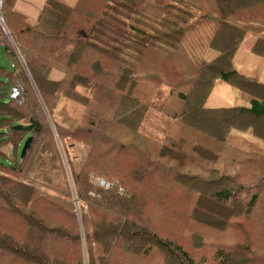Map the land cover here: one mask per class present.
Listing matches in <instances>:
<instances>
[{
  "label": "trees",
  "instance_id": "16d2710c",
  "mask_svg": "<svg viewBox=\"0 0 264 264\" xmlns=\"http://www.w3.org/2000/svg\"><path fill=\"white\" fill-rule=\"evenodd\" d=\"M17 1L0 0V264H264V153L232 141L264 143V83L233 64L249 32L264 56V0H48L36 22ZM220 80L252 106L207 108Z\"/></svg>",
  "mask_w": 264,
  "mask_h": 264
},
{
  "label": "rangeland",
  "instance_id": "374dc122",
  "mask_svg": "<svg viewBox=\"0 0 264 264\" xmlns=\"http://www.w3.org/2000/svg\"><path fill=\"white\" fill-rule=\"evenodd\" d=\"M68 4H74L76 0H62ZM1 10V8H0ZM253 26L248 27V30L252 31ZM261 37L264 39V33H262ZM258 40V37H255L252 32H249V35L246 37L244 40L243 44L241 45L240 49L236 52L234 59H233V64L236 70L247 77H255L257 78L261 83H264V56H258L252 53V48L255 45L256 41ZM202 44V43H200ZM202 45H205L204 42ZM204 52V51H203ZM203 52L196 57L197 60L200 61V58L202 57ZM3 54V51L0 47V59L2 62H0V65L9 66L8 60L5 58ZM212 54H209V52L205 51L203 54V57H207V59L211 58ZM161 63V62H158ZM157 63V65H158ZM167 63V62H166ZM167 65L173 70V66L169 63ZM189 68V67H188ZM188 68L185 67V72L188 73ZM62 78V74L58 71H53L51 75V79L53 80H60ZM165 90V88H164ZM158 100L156 97L154 101ZM253 99L248 95L247 93H244L240 91L239 89L231 86L230 84H227L225 81H217L216 85L210 94L208 100L206 101L205 106L207 108H232V107H246L250 108L252 106ZM56 115L54 117V120L63 127H74V125L78 122V120L81 119L82 115L85 113L84 108H82L80 105L73 103L69 100L66 99H60L59 105L56 109ZM45 115L47 117L48 122L52 126V120L51 117L49 116V113L45 110L44 108ZM52 129L54 133L56 134L55 128L52 126ZM233 137V143L237 144L240 148L245 149L247 152L251 151H257L264 153V143L257 140L250 134H232ZM70 143V142H69ZM82 145H77L74 150H70L69 154L72 158L77 157V161H82L84 158L85 150L82 148ZM61 153L63 154V151L61 150ZM258 159V158H255ZM253 160V159H252ZM254 161V160H253ZM76 163V162H75ZM65 168L68 173V177L70 178V172L69 168L67 166V163H65ZM234 173H236V170L234 168ZM95 180V179H94ZM59 182V181H58ZM145 193L148 198L153 196L154 193H158V188H155L153 190V186L149 182V184H145ZM148 191V193H147ZM49 194L55 195L52 192H49ZM56 196V195H55ZM75 199V198H74ZM149 200V199H148ZM184 202L180 203V206L185 205V199H183ZM150 203V200L148 201ZM264 204V197H263V203ZM76 205L78 206V202H76ZM155 207L152 206V204H149L148 207H146L145 211L149 212L152 211ZM263 209V214L261 212L260 214V220H255L254 218L252 219V226L253 230H255L254 235L259 238V236H262L264 234V205L262 208H259V211ZM168 211V210H166ZM258 211V208H257ZM153 216L150 217V221L154 220ZM255 222V223H254ZM166 223V222H165ZM254 223V224H253ZM263 226V228H262ZM225 232L224 234H226ZM223 235V234H222ZM213 238V237H210ZM222 236L217 234V240H221ZM233 235L227 234L224 239L227 241L223 242H228L230 243L232 241ZM260 239V238H259ZM200 256V255H199ZM120 257H123L124 260H128V262L132 264H138L139 261L136 260V258L132 259L131 257L126 256V254L122 255L120 253Z\"/></svg>",
  "mask_w": 264,
  "mask_h": 264
},
{
  "label": "crops",
  "instance_id": "0c3cea01",
  "mask_svg": "<svg viewBox=\"0 0 264 264\" xmlns=\"http://www.w3.org/2000/svg\"><path fill=\"white\" fill-rule=\"evenodd\" d=\"M48 0H18L15 5V11L25 16L29 21L36 22L41 11ZM0 62L2 60L0 59Z\"/></svg>",
  "mask_w": 264,
  "mask_h": 264
},
{
  "label": "built area",
  "instance_id": "2783aa9c",
  "mask_svg": "<svg viewBox=\"0 0 264 264\" xmlns=\"http://www.w3.org/2000/svg\"><path fill=\"white\" fill-rule=\"evenodd\" d=\"M11 98L14 100H17L18 103H21V101H22V90L18 86L12 89ZM95 182L100 187H102L103 189H105L107 191H111V190H114L116 188L118 193H120V194L124 193V189L122 188V186H116L115 184L108 182V181H105L101 178H95Z\"/></svg>",
  "mask_w": 264,
  "mask_h": 264
},
{
  "label": "water",
  "instance_id": "95a60500",
  "mask_svg": "<svg viewBox=\"0 0 264 264\" xmlns=\"http://www.w3.org/2000/svg\"><path fill=\"white\" fill-rule=\"evenodd\" d=\"M0 8H1V2H0ZM0 16H1V15H0ZM31 141H32L31 138H29V139L26 141V143H25V145H24V147H23V149H22V154H21L22 158L25 156L26 151H27V149L29 148V146H30V142H31Z\"/></svg>",
  "mask_w": 264,
  "mask_h": 264
}]
</instances>
